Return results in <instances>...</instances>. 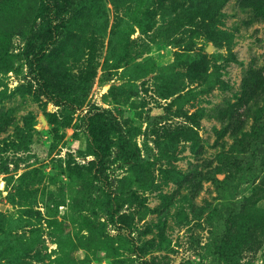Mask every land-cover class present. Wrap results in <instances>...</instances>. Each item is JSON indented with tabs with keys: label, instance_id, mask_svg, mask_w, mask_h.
<instances>
[{
	"label": "rangeland",
	"instance_id": "374dc122",
	"mask_svg": "<svg viewBox=\"0 0 264 264\" xmlns=\"http://www.w3.org/2000/svg\"><path fill=\"white\" fill-rule=\"evenodd\" d=\"M44 1L0 0V264H264V0Z\"/></svg>",
	"mask_w": 264,
	"mask_h": 264
},
{
	"label": "trees",
	"instance_id": "16d2710c",
	"mask_svg": "<svg viewBox=\"0 0 264 264\" xmlns=\"http://www.w3.org/2000/svg\"><path fill=\"white\" fill-rule=\"evenodd\" d=\"M69 4V0H51V1H44L39 6V13L38 18L43 20L46 23V30H47V38L50 39L54 36V31L57 29L56 24L54 21L57 19V17L63 16L67 11V7ZM45 50L44 47L40 48V50L35 54L34 60H31L30 65L32 63L39 62L41 59V53ZM264 88V76L262 75V69H250L248 70L247 74L243 78L242 88L243 93L241 96L245 100H249L254 93L260 89ZM260 128V127H259ZM92 135L93 139H96V136L94 135L93 129ZM96 141V140H95ZM97 147L99 145L97 144ZM101 154L99 151H95V157L100 158ZM114 215V211L111 213Z\"/></svg>",
	"mask_w": 264,
	"mask_h": 264
},
{
	"label": "water",
	"instance_id": "95a60500",
	"mask_svg": "<svg viewBox=\"0 0 264 264\" xmlns=\"http://www.w3.org/2000/svg\"><path fill=\"white\" fill-rule=\"evenodd\" d=\"M206 50H207V51H211V50H212V47H211L210 44L207 46ZM1 208H3V206H1Z\"/></svg>",
	"mask_w": 264,
	"mask_h": 264
}]
</instances>
